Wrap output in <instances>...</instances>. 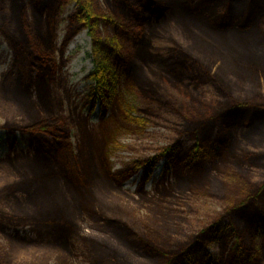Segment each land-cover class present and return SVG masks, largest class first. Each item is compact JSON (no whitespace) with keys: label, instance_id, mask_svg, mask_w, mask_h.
I'll use <instances>...</instances> for the list:
<instances>
[{"label":"trees","instance_id":"1","mask_svg":"<svg viewBox=\"0 0 264 264\" xmlns=\"http://www.w3.org/2000/svg\"><path fill=\"white\" fill-rule=\"evenodd\" d=\"M17 3H20L21 14L15 33L2 31V34L14 50L16 65H21L20 75L26 81L30 97H37L43 104L49 96L60 67L55 59L54 42L58 16L64 7L75 4V11L69 16L70 27L68 36L63 40L62 51L81 30H87L92 37L97 67L90 76L93 85L87 98L93 100V103L99 101L102 116L108 114L120 87L125 85L129 89L139 88L150 103H156L161 108L180 115L186 122L180 135L189 134L194 143L184 149L181 140L177 139L175 144L160 148L156 156L137 159L114 170L108 150L119 143L107 132H104L103 138H99L105 150L98 155L97 162L89 157L77 166L71 155L74 150L70 130L66 127L65 120L56 114L38 113L23 125L8 123L4 129L12 135L19 132L22 139L25 138L28 154L33 155L36 166L33 176L23 174L18 182L11 183L0 178V184L4 182L0 185V202L11 197L16 199L13 211L0 209V227L4 224L13 227L38 225V204L46 201L52 208L56 199L54 195L53 199L45 192L42 194L41 190L45 185L56 186L59 191L58 200L65 203V209L89 216L97 227L106 229L154 264H203V251L223 237H227L225 245L234 243L229 264H251L245 230L247 233L256 232L260 219L264 221V184L253 182L250 171L245 167L249 165L264 168L263 152L246 151L242 155H234L233 160L239 163V170L229 173L223 168L219 170L230 176V183L217 180L210 189H194L204 196L228 203V207L210 225L190 236L187 241L176 236L177 226L171 221L169 213L164 215L159 211L145 218H136L117 199L111 197L109 191L92 185L104 175L115 186L121 187L144 169L138 189V194L142 197L145 184L163 157H168V163H172L174 169L179 166H194L208 157L214 159L219 156L233 138L235 126L245 127L259 121L264 122V62L260 53L248 48L247 54H243L232 43L225 45L210 39L212 43L206 42V45H201V40L197 42L194 39L196 46L190 43L184 47L183 43L173 37L172 47L162 50L154 47L144 34L145 25H166L175 23V20L178 21L177 24L191 22L209 25L213 30L227 34L234 30L251 29L253 26L257 29L256 24L262 23L259 27L262 34L258 36L256 31L255 38L264 43V0H105L111 13H106L103 9L101 11L97 0H19ZM28 6L32 8V16L27 13ZM30 17H33V24L27 21ZM28 25L33 33L32 38L28 35ZM103 30L109 32L105 38ZM149 70L165 75L172 92H181L183 100L177 99L175 94L163 88L173 95L170 99L161 85H158L161 81L159 77H150ZM245 74L247 77H243ZM235 80H238L237 84ZM243 83L249 88L251 96L237 98L234 91L243 95L244 90L240 87ZM206 86L212 87V97H215L218 106L211 114L191 115L186 99L188 94L198 100H206L208 92L203 90ZM172 99H177V105H174ZM119 108L125 123L145 125L146 119L134 117L132 113H148L147 109L133 108L134 110L127 111L121 103ZM190 117L194 118L191 120ZM217 121L221 125L212 142L215 130L209 126ZM102 122H106L105 118ZM16 142L17 139L14 144L9 145L8 157L15 155ZM81 154L80 149L75 153L79 158ZM166 172H169L168 168ZM77 203L79 208L74 209ZM154 204H161V201L154 200ZM57 216L61 220L55 223L51 234L53 238L50 237L46 242L21 238L17 234L6 235L12 255L20 254V245L36 246L40 250L55 247L62 238L69 235L71 237L73 232L68 229L69 223L61 217L63 215ZM32 251L31 247L24 249L23 253L30 254ZM82 252L91 264H110L108 257H113L107 245L97 248L84 245ZM104 257H107L106 260H103ZM0 264L3 263L0 261ZM6 264L15 263L11 258H6Z\"/></svg>","mask_w":264,"mask_h":264},{"label":"rangeland","instance_id":"2","mask_svg":"<svg viewBox=\"0 0 264 264\" xmlns=\"http://www.w3.org/2000/svg\"><path fill=\"white\" fill-rule=\"evenodd\" d=\"M17 1L19 0H16V2L0 0V178H5L6 181L12 183L21 180L23 174L33 176L36 164L33 155L28 154L29 150L25 144V138L22 139L19 132L15 133L16 136L15 134H9L4 127L8 123L23 125L29 121V118L38 113L43 115L56 114V116L65 120L66 127L70 130L69 136L73 146L72 150H74L71 154L72 160L75 161L77 166L80 165L82 160L85 161L89 157L93 162H97L98 155L105 150L99 139L103 138L104 132H107L111 138H115L119 143L117 146H111L108 150L112 162L111 166L114 170L122 168L128 162L156 156L160 148L173 145L177 139L181 140L184 149L194 143L189 134L180 135L186 126L183 118L170 109H163L156 103L147 101L138 90L139 88L129 89L125 85L120 87L117 90L118 96L109 108L108 114L102 116L99 101L93 103V100L87 98L90 87L93 85L90 76L97 67V61H95L96 58L93 53L92 37L86 30H81L62 51L63 40L68 36L69 16L74 11V4L64 7L58 16L56 41L54 42L56 44L55 59L57 66L60 67L56 74V80L49 90V96L43 104L39 102L40 100L37 97H30L25 86L26 81L20 75L21 65H16L14 50L5 35L2 34V31L9 34L15 33L14 30L17 28V21H19L21 14L20 3H17ZM97 2L101 5V11L103 9L104 12L111 13V9L105 4V0H97ZM27 8V13L32 16V8L29 6ZM185 20L191 21L189 19ZM27 21L29 24H33V17H30ZM177 22L175 20V23L166 25L156 23L145 25V37L152 42L154 47L162 50H168L172 47L171 37L179 43H183L182 46L184 47L190 43L196 46L194 39L197 42L201 40V45H206V42L212 43L210 40L225 45L232 43L243 54H247L246 49L253 48L254 51L260 53L259 56L264 62V43L255 38L256 31H258V36L262 34L261 29H259L262 23L256 24L258 25L257 29L256 26H253L251 29L234 30L227 34L226 32L215 31L209 25L191 22L177 24ZM27 30L28 35L32 38L33 33L29 25ZM108 35L109 32L103 30V38ZM259 56H256V58H260ZM217 74L222 77L221 74ZM149 76L152 78L158 76V79L161 80L158 84L161 85V89L166 88L173 93V90L168 86L170 84L167 83L165 75H159L155 71L149 70ZM243 77H247V74ZM223 79H226V77ZM237 81L235 80L236 84ZM229 86H231V83ZM240 87L244 90L243 95H240L238 91H234V96L237 98L251 96L245 83L240 84ZM166 89H163L164 92L169 95V98L172 97L173 95L171 96ZM204 89L208 92L206 100H203V98L198 100L195 96L190 97L188 94L186 99H188L187 104L191 109V115L211 114L218 106L219 103L214 100L215 97H212V87L206 86ZM173 94L177 99L183 100L181 92L175 91ZM172 100L175 103L174 105H177V101ZM119 103L127 111H132L133 108H137V110L147 109L148 113L140 111L136 114L132 113L134 117L138 116L146 119L145 125L125 123L120 113ZM103 118L106 120L105 123L102 122ZM192 118L190 117L191 120ZM220 125L221 123L217 121L209 126V128L213 127L215 130L212 135V142L217 137ZM129 129H133V131ZM14 138L17 139L15 155L12 154L8 157L9 145L15 143ZM96 142L99 144L97 145ZM98 146L100 147L98 148ZM79 149L82 150L81 158L75 155ZM246 151L264 153V122L259 121L255 125L245 127L235 126L233 138L230 139V143L223 148L219 156L214 159L208 157L197 162L194 166H179L174 169L172 163H168L169 161L163 157L152 171V176L147 184H145V193L142 197L139 196L138 189L144 169H141L137 175L121 187L115 186L116 184L114 185L104 175L100 176L92 186L109 191L111 197L117 199L121 206L132 212L136 218H145L159 211L160 214L164 215L169 213L171 221L177 226L175 229L176 236L187 241L190 236L198 234L199 231L210 225L209 223L222 215V212L228 207V203L204 196L194 189H210L217 180L230 183V176L226 172L220 173L219 170L223 168L228 173L232 170H239L240 165L233 160L234 155H242ZM167 166L168 173L165 170ZM245 169L250 171L253 182L258 185L264 184V168L248 165ZM3 183L1 182V184ZM41 191L42 194L45 192L47 196L51 195L52 198L54 195L57 200L55 199L52 208L46 201L38 204L39 211H36V215H39L38 225L13 227L4 224L0 227L2 230L0 232V261L3 264H6V258H11L15 264H91L82 252L84 245L95 248L107 245L114 257L112 259L108 257L110 264H154L106 229L97 227L89 216L65 209V203L58 200L59 191L56 186L45 185V188ZM19 199L22 200L21 197ZM154 200L161 201V204H154ZM15 202L16 199L13 197L4 199L0 202V209L11 212L16 207ZM77 208H79V203L76 204L74 209ZM74 209L72 210L74 211ZM57 214L63 215L61 217L69 223L68 229L73 232L71 237L69 235L67 238H62L55 247H44L40 250L36 246L20 245L18 247L22 249L20 254L12 255L13 251L6 235L17 234L21 238L46 242L50 237L53 238L51 234L55 228V223L61 220ZM45 221L51 223L46 224ZM258 228L253 233H247L245 230L247 250L251 254V264H264V221L261 219ZM226 239L227 237H223L221 241L208 247L203 252L204 264H218L219 262L227 264L229 262V249L231 247H228V245L231 246L232 244L225 245ZM31 247L33 249L32 253H23L24 249ZM106 258L104 257L103 260H106Z\"/></svg>","mask_w":264,"mask_h":264},{"label":"flooded vegetation","instance_id":"3","mask_svg":"<svg viewBox=\"0 0 264 264\" xmlns=\"http://www.w3.org/2000/svg\"><path fill=\"white\" fill-rule=\"evenodd\" d=\"M75 5V4H74ZM74 11H75V9H74ZM204 91H205V89H203ZM227 224V223H226ZM234 241V240H233ZM230 244H232L233 245V243L232 242H230ZM231 245V246H232ZM230 245H228V247H231ZM218 264H222L221 262H219ZM227 264H229V263H227Z\"/></svg>","mask_w":264,"mask_h":264}]
</instances>
